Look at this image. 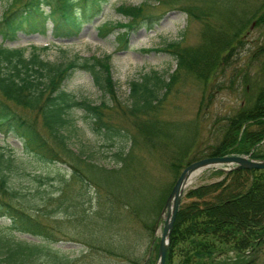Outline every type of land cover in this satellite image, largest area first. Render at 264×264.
Wrapping results in <instances>:
<instances>
[{
    "label": "trees",
    "instance_id": "16d2710c",
    "mask_svg": "<svg viewBox=\"0 0 264 264\" xmlns=\"http://www.w3.org/2000/svg\"><path fill=\"white\" fill-rule=\"evenodd\" d=\"M109 0H12L0 19V34L15 38L19 31L45 33L49 22L55 37L78 34L86 22L102 14ZM169 4L185 11L200 24V39L185 45L173 40L163 50L177 67L169 79L153 70L130 83V104L116 90L110 57H82L54 62L42 56L47 47H10L0 44V133L19 139L24 152L46 162H63L73 184L94 190L92 216L87 210L76 217L82 226L84 253L76 258L59 254L52 264H102L105 257L128 264H155V230L182 170L200 159L190 157L194 143L177 140L179 127L164 118L163 102L174 85L192 77L202 86L198 116L215 93H230L237 105L212 123L216 142L204 155L247 154L264 159V0H145L122 4L124 23L101 24L103 37L117 30L118 44L143 26H154L150 3ZM49 6L46 11L44 6ZM78 70L93 76L110 100L100 104L79 99L64 82ZM158 90H165L163 96ZM207 93V95H206ZM81 108L96 133L108 139L125 137L112 153L113 165L94 162L69 142L70 111ZM201 118L196 119L197 126ZM125 124V125H124ZM157 156L169 175H153L149 157ZM203 158V157H201ZM12 156L0 152V217L11 220L12 230L42 238L19 241L0 233V264H36L43 240H55L53 226L32 208L34 198L10 185ZM220 177L192 187L177 214L166 264H254L264 253V169L216 170ZM91 191V190H90ZM69 199L65 198L67 201ZM74 199H77L76 197ZM43 215V214H42ZM76 215V213H72ZM148 241L141 253L139 237ZM233 261V262H231Z\"/></svg>",
    "mask_w": 264,
    "mask_h": 264
},
{
    "label": "rangeland",
    "instance_id": "374dc122",
    "mask_svg": "<svg viewBox=\"0 0 264 264\" xmlns=\"http://www.w3.org/2000/svg\"><path fill=\"white\" fill-rule=\"evenodd\" d=\"M12 0H0V19L7 10ZM145 0H109L105 5L101 15L91 22L82 25L78 34L68 37H55L52 32L51 22L45 33L19 31L15 38H4L0 34V44L10 47H28L33 46L43 48L47 47L42 56L50 61H67L77 54L82 57L104 56L110 57V66L113 79L116 83V90L119 99L130 104V83L135 79L141 78L153 70L158 71L163 77L169 79L177 67L174 56L161 49L164 45L173 40H183L185 45L196 44L200 39V24L191 21L185 11L180 8H172L169 4L150 3L149 10L157 16L151 24L136 29L128 37V45L118 44L117 30L106 37L100 32L101 24L105 22L124 23L129 20L128 17L119 12V6L122 4L139 5ZM49 11V6H44ZM63 87L74 93L79 99H87L93 103L100 104L103 100L109 101L108 95L95 84L91 73L78 70L73 73L65 82ZM202 86L194 81L192 77L174 85L171 93L165 98L164 118L173 121L176 127H179L177 140L184 144L194 143L190 157L200 158L206 155L215 144V133L212 132L213 121L221 114L230 112L237 105V100L230 93H215L211 100H207L208 105H204L206 117L198 116V108ZM165 90H158V95L163 96ZM207 95V93H206ZM72 118L69 124V142L75 150H83L94 162L104 166L113 165V151L116 147L126 143L125 137H115L108 139L104 135L96 133L91 124V119L87 113L78 107L70 111ZM201 118L197 126L196 119ZM125 125V124H124ZM264 147V146H263ZM0 152L12 156L14 162L10 170V185L18 188L20 192L25 193L27 199L34 198L37 203L32 209L40 212V217L48 225H52L57 235L55 240H43L42 250L38 253L36 264H52L51 257L59 254L76 258L84 253L85 245L82 242V226L76 220L83 210H87L89 216H92L95 203L89 198L95 197L94 190L87 189L80 184H73L66 189L62 198L61 190L63 178L70 176V168L63 162H46L42 159L32 157L24 152L22 142L10 136L7 140L0 133ZM149 167L153 175H169L164 171V167L157 156L149 157ZM226 167V165H222ZM215 168H208L197 174L193 182L185 189L182 197V203L189 201L187 193L192 188L201 183L214 181L220 176L215 173ZM91 190V191H90ZM69 199L65 201V198ZM77 199H74V198ZM76 213V215H72ZM94 218V216H92ZM163 224L155 230V243H159L163 231ZM0 233L7 237H12L19 241L41 242L42 238L27 233H21L12 230L11 220L8 217H0ZM139 251L145 252L148 241L142 235L139 237ZM100 254L102 264H128L127 261L118 258H109L103 256L102 249L97 250ZM55 253V254H54ZM158 256V246L154 250L153 258ZM233 262V261H231ZM156 264V263H155ZM254 264H264V253Z\"/></svg>",
    "mask_w": 264,
    "mask_h": 264
},
{
    "label": "water",
    "instance_id": "95a60500",
    "mask_svg": "<svg viewBox=\"0 0 264 264\" xmlns=\"http://www.w3.org/2000/svg\"><path fill=\"white\" fill-rule=\"evenodd\" d=\"M223 164L231 165L230 169H264V160H254L245 155L211 156L189 164L176 181L163 210L162 216H164L165 224L160 240L158 264H165L166 262V254L171 241L174 222L181 205L185 188L192 182L196 174H199L207 168L216 167L227 170L220 166Z\"/></svg>",
    "mask_w": 264,
    "mask_h": 264
}]
</instances>
